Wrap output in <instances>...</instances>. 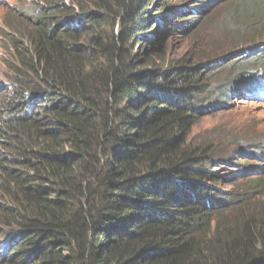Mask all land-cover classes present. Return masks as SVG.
<instances>
[{
  "label": "trees",
  "instance_id": "trees-1",
  "mask_svg": "<svg viewBox=\"0 0 264 264\" xmlns=\"http://www.w3.org/2000/svg\"><path fill=\"white\" fill-rule=\"evenodd\" d=\"M35 1L24 33L5 35L0 264H264V206L231 229L215 188L263 166L187 142L210 105L262 99L264 33L163 66L157 44L182 29L172 16L203 32L219 0ZM230 4L250 35L264 27V0Z\"/></svg>",
  "mask_w": 264,
  "mask_h": 264
},
{
  "label": "rangeland",
  "instance_id": "rangeland-1",
  "mask_svg": "<svg viewBox=\"0 0 264 264\" xmlns=\"http://www.w3.org/2000/svg\"><path fill=\"white\" fill-rule=\"evenodd\" d=\"M182 1L172 0L177 5H182L180 4ZM206 2L208 0H193L185 2L183 7L177 6L176 8L189 9L190 7L201 6L195 5L196 3L204 4ZM230 2L231 0H219L216 5H209L207 13L201 17L203 18L202 26L204 25V19L207 18L209 21L205 24V31L203 30V32L199 31L200 29L190 35L186 34V31L181 32L184 26H187L181 21L183 18L184 20L188 19L189 15H185L183 18L174 15L177 17L176 19L172 16L170 20L175 21L182 29L175 32L173 36L164 39V43L157 44V48L166 50L164 58L157 55L159 56V58H156L158 59L157 62L164 61L163 66H165L166 60L173 61L181 57H198L197 60H202L204 59L203 55L225 46L224 49L219 51L218 55L220 56L227 53V51H234L235 47H230V45L235 42L239 46L245 45L243 43L245 35L247 39L251 36L257 37L258 31L264 33V27H260L250 35L245 25L248 20H251L249 19L251 15L249 14L250 16L246 18L244 15H240L238 10L231 13L229 10L233 8ZM34 3H37V1L0 0V94L3 93L4 89H8L11 84L9 68L4 64L7 58H11L6 52L9 45L7 36L11 35L18 38L24 33L28 27L27 18L31 16V12L35 9ZM229 4L230 8L228 9ZM227 9L228 11H226ZM229 14L234 17H230L231 15L227 16ZM196 17L200 18V16ZM195 21H198V19H195ZM238 23H240L239 26H237ZM213 31H217L216 35L213 34ZM257 38L261 39V37ZM235 61L232 60L228 63L230 66L223 74H226L227 71L234 74L237 68L242 66V60ZM242 99L241 101H228V107L225 110H217L210 105V109L206 110L205 117L194 127L187 139L190 145L210 143L212 146L218 147L222 150L218 157L233 158V160L231 159L232 163L237 162L239 165L248 164L251 168H262L263 166L262 169H254L252 173L245 174L242 179L235 183H227L224 186L216 184L215 188H217L218 192H221L220 194H228L229 198L223 197L227 201L228 199L229 201L231 200V204H233L230 210L228 209V211L223 213V217L231 229L234 228V224L239 222L240 219L248 216L259 217L261 208L264 206V159L256 156L261 151L259 146H264V101L259 103L251 100L243 101ZM262 155L264 156L263 153ZM221 167L229 168V170L235 169L234 167ZM215 172L219 177L224 174L218 168L214 169L213 173ZM214 223L215 221H213V225Z\"/></svg>",
  "mask_w": 264,
  "mask_h": 264
},
{
  "label": "clouds",
  "instance_id": "clouds-1",
  "mask_svg": "<svg viewBox=\"0 0 264 264\" xmlns=\"http://www.w3.org/2000/svg\"><path fill=\"white\" fill-rule=\"evenodd\" d=\"M7 230H8L7 228H3V227H1V229H0V234H1V233H5Z\"/></svg>",
  "mask_w": 264,
  "mask_h": 264
}]
</instances>
